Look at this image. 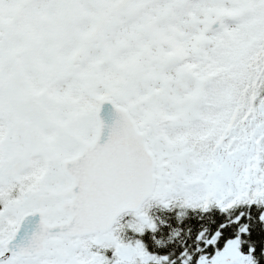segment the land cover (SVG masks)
<instances>
[{
    "label": "snow or ice",
    "instance_id": "snow-or-ice-1",
    "mask_svg": "<svg viewBox=\"0 0 264 264\" xmlns=\"http://www.w3.org/2000/svg\"><path fill=\"white\" fill-rule=\"evenodd\" d=\"M0 264H264V63L74 155L0 141Z\"/></svg>",
    "mask_w": 264,
    "mask_h": 264
},
{
    "label": "flooded vegetation",
    "instance_id": "flooded-vegetation-1",
    "mask_svg": "<svg viewBox=\"0 0 264 264\" xmlns=\"http://www.w3.org/2000/svg\"><path fill=\"white\" fill-rule=\"evenodd\" d=\"M237 1L0 0V141L74 155L121 107L160 119L207 97L206 45L243 19Z\"/></svg>",
    "mask_w": 264,
    "mask_h": 264
},
{
    "label": "trees",
    "instance_id": "trees-1",
    "mask_svg": "<svg viewBox=\"0 0 264 264\" xmlns=\"http://www.w3.org/2000/svg\"><path fill=\"white\" fill-rule=\"evenodd\" d=\"M242 18L206 45L200 74L210 81L207 97L243 96L251 70L264 63V0H253ZM194 70L199 74L198 67Z\"/></svg>",
    "mask_w": 264,
    "mask_h": 264
},
{
    "label": "water",
    "instance_id": "water-1",
    "mask_svg": "<svg viewBox=\"0 0 264 264\" xmlns=\"http://www.w3.org/2000/svg\"><path fill=\"white\" fill-rule=\"evenodd\" d=\"M233 15V12H222L211 20V24H214V26L217 27L221 24L225 16ZM132 121L133 117L128 113L126 109L121 107V112H119V114L112 116V118L110 119L99 121V132L95 140L97 141V143L105 142L113 133L130 126Z\"/></svg>",
    "mask_w": 264,
    "mask_h": 264
},
{
    "label": "rangeland",
    "instance_id": "rangeland-1",
    "mask_svg": "<svg viewBox=\"0 0 264 264\" xmlns=\"http://www.w3.org/2000/svg\"><path fill=\"white\" fill-rule=\"evenodd\" d=\"M11 0H9V2H10ZM14 1H21V0H14ZM230 1H234V0H230ZM261 1H263V0H261ZM223 2H224V0H222V5H223ZM262 3V2H261ZM249 9H250V6H249V4H247V2L245 1V0H238L237 1V6L235 7V9H233L234 11H240V10H242V11H244V14H245V12H247V11H249ZM241 20V19H240ZM206 43H207V41H206ZM7 52V49H6V47H0V54H5ZM6 55V54H5ZM3 60H5L4 59V56H0V61H3ZM185 79V78H184ZM200 80H202V81H204L205 82V84H206V87L209 85V83H210V81H209V78L207 77H205V78H203V79H200ZM194 95V94H193ZM4 96L5 95H3V98H4ZM201 98H203V93H199V94H196V100L198 101V100H200ZM191 99V98H190ZM2 102V104L4 105V103L6 104V102H4V100H1ZM191 103H189V104H182V105H179V108L178 109H180V108H182V107H186V106H188V105H190ZM6 106H7V108H8V110H9V106L6 104ZM0 112H5L4 111V109H2V110H0ZM176 112V111H175Z\"/></svg>",
    "mask_w": 264,
    "mask_h": 264
}]
</instances>
